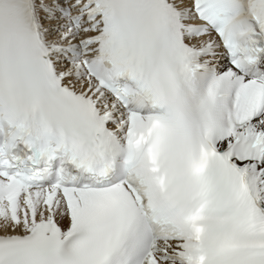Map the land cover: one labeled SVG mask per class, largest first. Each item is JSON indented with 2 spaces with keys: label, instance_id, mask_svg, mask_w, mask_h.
Returning a JSON list of instances; mask_svg holds the SVG:
<instances>
[{
  "label": "snow or ice",
  "instance_id": "obj_1",
  "mask_svg": "<svg viewBox=\"0 0 264 264\" xmlns=\"http://www.w3.org/2000/svg\"><path fill=\"white\" fill-rule=\"evenodd\" d=\"M0 264H264V0H0Z\"/></svg>",
  "mask_w": 264,
  "mask_h": 264
}]
</instances>
